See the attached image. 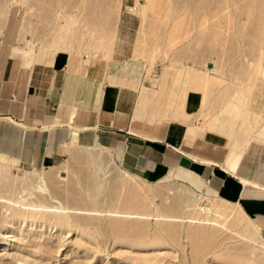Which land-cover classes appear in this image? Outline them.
I'll list each match as a JSON object with an SVG mask.
<instances>
[{
	"label": "rangeland",
	"instance_id": "1",
	"mask_svg": "<svg viewBox=\"0 0 264 264\" xmlns=\"http://www.w3.org/2000/svg\"><path fill=\"white\" fill-rule=\"evenodd\" d=\"M1 45L22 48L27 56H14L34 63L59 53L90 66L136 61L155 75L158 102L167 92L163 118H198L190 135L217 132L229 147L264 123V0H0V55ZM71 143L37 170L0 164V178L11 183L3 193L11 206L0 211V239L10 240L0 244V264H264V234L245 211L213 194L202 212L184 208L207 196L204 184L195 187L179 170L141 178L122 166L120 151ZM21 195L43 209L6 229ZM214 204L233 216L190 222L215 220Z\"/></svg>",
	"mask_w": 264,
	"mask_h": 264
},
{
	"label": "crops",
	"instance_id": "2",
	"mask_svg": "<svg viewBox=\"0 0 264 264\" xmlns=\"http://www.w3.org/2000/svg\"><path fill=\"white\" fill-rule=\"evenodd\" d=\"M1 46L0 164L7 159L37 170L60 160L72 141L91 146L98 140L120 151L122 166L141 178L169 170L193 174L217 198L238 204L264 234V123L229 147L217 132L190 135L189 126L201 125L198 118H163L167 92L158 102L151 93L156 77L136 61L90 66L59 53L34 63ZM142 85L150 92L142 93ZM143 96L149 101L142 108Z\"/></svg>",
	"mask_w": 264,
	"mask_h": 264
},
{
	"label": "bare ground",
	"instance_id": "3",
	"mask_svg": "<svg viewBox=\"0 0 264 264\" xmlns=\"http://www.w3.org/2000/svg\"><path fill=\"white\" fill-rule=\"evenodd\" d=\"M207 18V17H206ZM208 19V18H207ZM206 19V20H207ZM210 20V19H209ZM206 23L208 22V21H205ZM204 22V23H205ZM127 48V47H126ZM15 52H23V49L22 48H19V47H15ZM29 50V49H28ZM23 53H26V56H27V54H28V52H23ZM34 57V56H33ZM75 58V57H74ZM135 59V58H134ZM34 61V60H33ZM213 73L214 72V70H209V73ZM209 75V74H208ZM208 75H207V77L205 78V82H207V80H208ZM165 77V76H164ZM164 80V79H163ZM145 91H146V89H145V86H141V92L142 93H145ZM147 93V92H146ZM141 97V96H140ZM140 99V98H139ZM145 101H147V97L146 96H143L142 97V101H141V104H142V106L145 104L144 102ZM148 104V103H147ZM142 109V108H141ZM77 131V130H76ZM74 133H75V131H74ZM194 134V133H193ZM74 138H75V140H78V141H80V137L79 136H77V135H75L74 136ZM84 147L86 148V149H88L89 150V148L93 151V152H95V153H100V152H102L103 150H104V145L101 143V142H99L98 140L95 142V144H93V145H91V146H87V145H84ZM94 148H97L98 150H95ZM5 156V155H4ZM1 160V159H0ZM7 162H10L9 160H7V159H4V161L1 163V165H4V166H6L7 167V165H6V163ZM12 162V161H11ZM12 163H17V162H12ZM3 169V168H2ZM1 170V169H0ZM1 173V172H0ZM180 174V173H179ZM0 177H1V175H0ZM4 177V176H3ZM7 177V176H6ZM179 177H181L182 179H184L185 181H187V182H189V183H192L195 187H199V186H201V184H200V182H199V180H197L196 179V177L193 175V174H188V173H182L181 172V175L179 176ZM8 178V177H7ZM6 179V178H5ZM10 180V179H9ZM11 182V181H10ZM9 183V182H8ZM45 182L43 181V182H41V184H44ZM9 184H11V183H9ZM9 184H6V182H5V180L3 181L1 178H0V211L5 207L6 208V206L8 207V206H11L10 205V201L8 200L9 198H6V197H4L3 196V193H6V192H8L9 190H11V189H9L8 190V188H10V186H8ZM39 185H32V188L33 189H31V191H30V193L32 194V195H34V194H37L35 191H37V190H34V188L35 189H37V187H38ZM40 186H42V185H40ZM43 188V187H42ZM26 189V188H25ZM45 189V188H44ZM16 190V189H15ZM14 190V191H15ZM28 190V189H27ZM34 191V192H33ZM19 191H17L16 193H18ZM22 191H20V193H21ZM28 192V191H27ZM26 192V193H27ZM44 192V191H43ZM12 193V192H11ZM15 193V192H14ZM44 193H46V192H44ZM39 194V193H38ZM37 194V195H38ZM51 194V193H50ZM211 194H213V195H215L214 194V192H212L210 189L208 190V194H207V196H203V197H199V196H197L196 197V199L195 200H193L194 201V203H191L190 205H185V207L184 208H187V207H194V206H196V205H200V207L198 208V207H196L195 208V210L196 211H199V212H202L203 210H205V208H206V205H207V203L209 202V197H210V195ZM41 195V194H40ZM16 196V195H15ZM35 196V195H34ZM24 197V196H23ZM23 197H22V195L21 196H18V198H19V204L18 205H20V207L22 208L21 210H20V213H17L16 214V212L11 216V221L10 222H8V223H6V226H4V227H6V229H12V230H14L13 229V226H12V223L16 220V218H21V219H24V220H26L27 218V214H34V213H39V212H41V210L43 209V207H42V205L40 206V207H38V206H30V205H27V204H23V203H21V201H23ZM43 197H45V196H43ZM16 198V197H15ZM35 198V197H34ZM45 198H47V196L45 197ZM52 198V197H51ZM50 198V199H51ZM44 199V198H43ZM53 199V198H52ZM51 199V200H52ZM37 200V199H36ZM15 201V200H14ZM35 201V200H34ZM41 201V200H40ZM219 201H221V202H224V201H222V200H219ZM17 202H18V200H17ZM39 202V201H38ZM42 203L44 202V201H41ZM26 203V202H25ZM28 203V202H27ZM32 204V203H31ZM38 204V203H37ZM44 204V203H43ZM47 204V203H46ZM51 204V203H50ZM49 204V205H50ZM33 205V204H32ZM48 206V205H47ZM47 206H45V207H47ZM53 206V205H52ZM232 206H233V210H235V208H239L240 210H238L237 212L239 213L240 211L241 212H243L244 210L238 205V204H232ZM11 209H12V207H10ZM51 209H52V207H50ZM54 208V210H53V212L54 213H59L60 212V210H58V207L57 208H55V207H53ZM62 208H63V206H62ZM8 209V208H7ZM15 209V208H14ZM72 209V208H71ZM70 209V210H71ZM209 209H210V212L211 213H213L214 214V218H215V220H211L210 218H203V217H199V218H192L191 220H190V222L191 223H199V224H202V225H213V224H216V223H218L219 221H222V220H229V218H231L233 215H229V216H227L228 215V213H227V210H229V208H226L225 206H222V205H219V204H214V205H212V206H209ZM227 209V210H226ZM5 210V209H4ZM16 210V209H15ZM9 211V210H8ZM51 212H52V210H50ZM6 212V211H5ZM18 212H19V210H18ZM63 212V211H62ZM87 212V211H86ZM1 213V212H0ZM46 213V212H45ZM230 213V212H229ZM64 214V213H63ZM237 214V213H236ZM7 215V214H6ZM38 215H40V214H38ZM235 216V215H234ZM47 217H49V216H47ZM228 217V218H227ZM238 217V216H237ZM58 218V217H57ZM39 219V218H38ZM59 219V218H58ZM69 219V218H68ZM7 220V219H6ZM23 220V221H24ZM70 220V219H69ZM233 220H234V217H233ZM22 221V220H21ZM33 221H35V223H36V221H37V216H36V219H34ZM41 221V220H40ZM44 221V220H43ZM237 221V220H236ZM18 222V221H17ZM25 222V221H24ZM23 222V223H24ZM45 222V221H44ZM241 222V221H240ZM1 223H3V222H1ZM5 223V222H4ZM238 223H239V220H238ZM15 224V223H14ZM33 224V223H32ZM41 225H42V223H41ZM44 225V224H43ZM48 226V225H47ZM46 227V226H45ZM254 227V226H253ZM1 228V227H0ZM33 228V227H32ZM31 231V230H30ZM33 232V231H32ZM246 233V232H245ZM0 236H2V235H0ZM253 238V237H252ZM251 240H253V239H251ZM255 240V239H254ZM2 243H4L3 245H7L8 243H10V240H9V237H4L3 239H0V244H2ZM22 262H24V261H22ZM19 263H21V261L19 262Z\"/></svg>",
	"mask_w": 264,
	"mask_h": 264
},
{
	"label": "water",
	"instance_id": "4",
	"mask_svg": "<svg viewBox=\"0 0 264 264\" xmlns=\"http://www.w3.org/2000/svg\"><path fill=\"white\" fill-rule=\"evenodd\" d=\"M211 66H212L211 64L208 65L209 68H211Z\"/></svg>",
	"mask_w": 264,
	"mask_h": 264
},
{
	"label": "built area",
	"instance_id": "5",
	"mask_svg": "<svg viewBox=\"0 0 264 264\" xmlns=\"http://www.w3.org/2000/svg\"><path fill=\"white\" fill-rule=\"evenodd\" d=\"M155 77V75H153Z\"/></svg>",
	"mask_w": 264,
	"mask_h": 264
}]
</instances>
